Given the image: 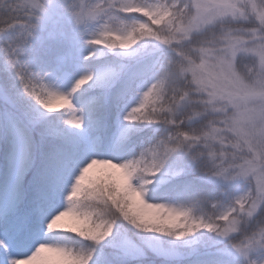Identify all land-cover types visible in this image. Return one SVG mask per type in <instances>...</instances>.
Here are the masks:
<instances>
[{"label": "snow or ice", "instance_id": "6c2138e0", "mask_svg": "<svg viewBox=\"0 0 264 264\" xmlns=\"http://www.w3.org/2000/svg\"><path fill=\"white\" fill-rule=\"evenodd\" d=\"M0 264H264V0H0Z\"/></svg>", "mask_w": 264, "mask_h": 264}]
</instances>
